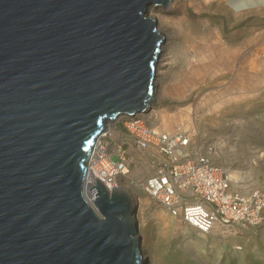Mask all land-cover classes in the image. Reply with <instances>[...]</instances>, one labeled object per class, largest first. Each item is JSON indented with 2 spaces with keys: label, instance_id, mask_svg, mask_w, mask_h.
Here are the masks:
<instances>
[{
  "label": "water",
  "instance_id": "1",
  "mask_svg": "<svg viewBox=\"0 0 264 264\" xmlns=\"http://www.w3.org/2000/svg\"><path fill=\"white\" fill-rule=\"evenodd\" d=\"M171 0H0V264H142L137 207L89 158L108 123L156 101Z\"/></svg>",
  "mask_w": 264,
  "mask_h": 264
},
{
  "label": "rangeland",
  "instance_id": "2",
  "mask_svg": "<svg viewBox=\"0 0 264 264\" xmlns=\"http://www.w3.org/2000/svg\"><path fill=\"white\" fill-rule=\"evenodd\" d=\"M189 13L197 17L193 7ZM202 18L213 20L224 31V45L220 43L216 53L207 52L205 57L191 60L194 54L206 50L191 51L190 57L184 56L178 39L174 61L165 79L157 74L156 101L152 108L169 113L191 108L193 123L185 127L178 122L171 130L178 127L192 130L197 138L207 139L216 147L223 141L224 148L218 149L219 162L231 175L235 169L243 180H250L251 189L261 188L264 186V26L260 23L252 27L246 10L228 1L211 4ZM226 147L232 150L229 160L223 151ZM132 155L136 161L141 158L134 152ZM130 171V175L137 172L134 166ZM129 188L131 192L125 190L130 194L135 192L147 203L138 206L136 214L149 264H264V227L202 234L150 202L142 190L130 185Z\"/></svg>",
  "mask_w": 264,
  "mask_h": 264
},
{
  "label": "built area",
  "instance_id": "3",
  "mask_svg": "<svg viewBox=\"0 0 264 264\" xmlns=\"http://www.w3.org/2000/svg\"><path fill=\"white\" fill-rule=\"evenodd\" d=\"M111 123L94 147L84 180V198L98 214L99 194L89 190L97 179L110 192L125 185L142 190L150 202L202 234L264 227V186L239 190L213 143L189 129L162 130L147 113ZM132 152L141 158L134 160ZM133 166L139 175H130Z\"/></svg>",
  "mask_w": 264,
  "mask_h": 264
},
{
  "label": "bare ground",
  "instance_id": "4",
  "mask_svg": "<svg viewBox=\"0 0 264 264\" xmlns=\"http://www.w3.org/2000/svg\"><path fill=\"white\" fill-rule=\"evenodd\" d=\"M224 1L229 0H221V2ZM215 2L218 4L221 3L219 0H171L167 7L160 3H152L148 7L147 15L158 21L160 30L164 34L166 42V44L164 43L165 45L163 44L160 56V66H158L159 69H157V74L159 73V75L165 79L164 75L171 69L174 61L173 56L177 47L178 39L180 40V51L184 56L186 55L187 57H190L188 52L191 53V51L196 52L200 49L206 50V52L202 51L203 54H194L191 57V60L198 57L203 58L207 52L216 53L219 44L222 43V45H224V31L220 29L217 23L213 20L202 18L204 10L209 9L211 4ZM191 7L194 8L197 17L190 16L189 9ZM229 51L234 54L232 48H229ZM152 107L153 104L147 112V115L153 121L154 125L162 130L168 132L174 131L175 129L171 130L172 126L178 122L185 127L193 123L194 116L192 115L193 111L191 108H188V110L180 109L177 112L169 113L164 110L153 109ZM111 124L114 125V123L109 122L107 128L112 129L113 126ZM223 144V141L218 143L217 149L221 148L222 150V148H224L222 146ZM223 151L226 158L229 160L228 156H230L229 153H231L232 150L226 147ZM139 174L140 171L135 172V175ZM232 178L234 182H236V186L239 190L243 192L248 190L251 191L250 187L252 185H248L250 180H243V176L235 169H232ZM125 188L130 191L129 185H125ZM130 195L136 207L147 205V203L143 202L141 197L135 192ZM135 218L137 220L136 212ZM141 247L144 257L142 264H149L143 240H141Z\"/></svg>",
  "mask_w": 264,
  "mask_h": 264
},
{
  "label": "crops",
  "instance_id": "5",
  "mask_svg": "<svg viewBox=\"0 0 264 264\" xmlns=\"http://www.w3.org/2000/svg\"><path fill=\"white\" fill-rule=\"evenodd\" d=\"M234 7L244 8L251 26L262 24L264 26V0H229Z\"/></svg>",
  "mask_w": 264,
  "mask_h": 264
}]
</instances>
